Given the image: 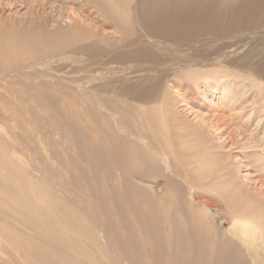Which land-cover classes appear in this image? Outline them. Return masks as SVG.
I'll list each match as a JSON object with an SVG mask.
<instances>
[{"label":"rangeland","instance_id":"obj_1","mask_svg":"<svg viewBox=\"0 0 264 264\" xmlns=\"http://www.w3.org/2000/svg\"><path fill=\"white\" fill-rule=\"evenodd\" d=\"M169 1L144 0L138 8L131 2V14H138V19L125 24L124 33H116L112 27L99 30L93 24L89 26L93 36L89 41L69 43L58 52L44 53L47 43L42 40L24 44L32 37L15 40V51L0 52V60L8 61L4 67L0 64L1 146L14 144L21 166L39 182L47 179L44 183L50 186L59 176L65 179L68 192L58 194L64 199L59 202L68 210L82 212L81 219L95 229L103 251V258L97 256L101 264H128L113 250L115 245L108 235L111 231L120 234V230L136 264L155 261L157 252L151 255V244H142L144 229L127 209L126 194L141 210L153 203L157 211L169 206L171 215L178 209L189 218L194 217L189 209H195V190L207 192L214 201L219 198L213 168L209 179L200 174L203 183L200 188L195 186L191 170L196 163L216 166L228 174L223 180L226 183L234 179L242 192L264 196L260 187L264 172L259 168L264 158L255 154L263 147L264 127L256 125L253 115L246 117L251 102L243 106L245 109L238 105L230 109L218 100L219 89L212 93L214 88L186 77L191 71L209 73L218 65L229 68L232 60L239 63L248 59L249 68L235 69L249 74L254 64H264V0ZM166 2L170 5L165 6ZM174 3H179V10ZM25 4L26 0H0L3 45H14L12 39L20 36L22 29L36 31L44 18L51 21L50 32L66 29V16L71 14L67 5L57 12V5L50 0L43 3L48 5L44 11L31 10ZM187 5L194 8L188 12ZM33 52L44 53V58L22 61V56ZM149 88L150 100L145 96ZM152 112L161 123L164 117L163 124L173 135L167 127L149 122ZM114 141L136 153L131 168L135 167L123 176L116 166L115 175L110 167L109 172L97 169V146L108 150ZM199 150L207 152L200 154ZM209 152L212 160L207 157ZM115 203L121 207L120 215ZM207 213L222 225L215 208L210 207ZM164 233L167 236L168 229ZM154 243L158 245L154 251L159 252V244ZM76 256L82 264L90 262ZM188 256L183 263L173 264H188Z\"/></svg>","mask_w":264,"mask_h":264},{"label":"bare ground","instance_id":"obj_2","mask_svg":"<svg viewBox=\"0 0 264 264\" xmlns=\"http://www.w3.org/2000/svg\"><path fill=\"white\" fill-rule=\"evenodd\" d=\"M46 1L48 0H26L27 4L25 5L31 10L38 8L39 11H44L43 8L48 6L43 4ZM50 1L57 5V7H54L58 9L57 12L66 9L63 8V5L68 6L67 11L71 12V14L69 13L66 16V19L69 21L65 27L66 29L59 28L57 30V28H53L50 32L48 28L51 25V21L48 18H44L41 21V25L36 28V31L31 28L22 29L23 33L12 39L14 45L10 46L11 49L7 43L3 45L0 41V52H4V49H9L7 52L15 51V40L22 42L28 37H32V39L24 42V44L33 45L42 40L47 43L44 53L54 52L53 50L58 52L69 43L89 41L93 37L89 33V26L93 24L95 26L98 25L99 30H105V28L107 30V27H112L114 32L124 33L125 24L131 22V20L137 23L136 18L138 14H131V8L133 7H130L132 5L130 3L135 2V6L138 4V8L140 6L139 3L144 0ZM171 1H169L170 4L172 3ZM179 1L184 3L183 0ZM5 2L9 3V0H5ZM167 3H165V6ZM160 4L164 5V2ZM178 4H175L176 8H178L175 10H179ZM191 4L192 6H196L193 2ZM198 6L200 5L198 4ZM184 7L182 10H184ZM190 7L186 8L188 12L191 9ZM48 8L50 10L51 6L49 5ZM94 15L96 16L92 17ZM44 53L33 52L30 55L22 56V61L32 60L33 62H38L41 58H44ZM7 62L0 60V64L3 67ZM10 62L12 64L13 60ZM228 63L231 66L229 68L218 65L214 67L215 70L209 73L205 71H191L186 77H189L194 83L201 80L204 82L206 88H214L212 93L219 89L220 95L218 100L225 101V105L230 109H233L235 105H238L241 109H245L246 106H243L250 101L251 105L246 117L253 115V121L258 120L256 125L264 127V106L262 105L264 103V64H254L249 74L235 69L249 68L250 61L248 59L244 62L238 63L236 60H232ZM232 80L236 81L233 82ZM245 81L248 83L246 84ZM151 91V88L145 89V96L149 100L152 97ZM229 117L232 120V117ZM148 118L151 124L159 125L158 128L167 127L168 132L173 135L168 126L166 125L165 127L163 124L164 117V120L161 118L163 123H161L155 112H152ZM186 134L193 135L190 132H186ZM99 141L98 143H100ZM106 148L103 150L99 145L95 152L97 156V169L99 171L106 170L109 172L110 167L113 173L119 169V171H122V175L128 174L135 167L131 168L132 164L136 161V153H134L133 149L123 146L118 141L112 142L111 146H108V150ZM17 151L18 149L16 150L14 144L6 148L4 145L1 146L0 143V264H82L76 254L90 259V262L85 264H101L97 262V256L103 258V251L100 245L98 247V235L95 229L81 219L82 212L78 213L75 210H68V208L61 204L64 199L58 197V194L68 192L64 183L66 182L64 181L65 179L59 176L55 182H50V186L44 183L47 179L39 182V178L34 179L25 172L21 166L22 161L16 155ZM198 152L205 154L207 150H199ZM255 154H259L264 158V142L263 147ZM207 157L211 159V152L207 154ZM111 165L113 167L116 166L118 169L116 167L113 169ZM195 165V168L191 172L197 188H200L203 183L199 175H206L209 179L211 169L213 168L214 177L218 180L215 192L219 198L214 201L207 192L203 194L195 190L192 197L195 209H192V211L189 209L190 212L188 211L194 217L189 218V214L184 215L183 212H178V209L176 210V214L171 215L169 206L168 208H162V210L158 208L161 211L159 212L157 209L155 210V204L153 203L152 205L148 204L147 207L149 208L144 211L138 207L129 194L125 195L127 209L130 210V213L132 210L137 225L139 224L144 229L143 233H145L144 235L142 233V236L145 237L143 238L145 240L142 244L144 242V246L147 243L151 244H149L151 255L157 252V255L153 256L155 260H152L153 264L182 262L183 259H186L188 253L190 257L193 255L192 259H189L188 256L186 260L188 264H264V202L262 200L264 198H260L263 195L258 192L257 194H251L252 192L250 191L242 192V189L234 184V179L226 183L223 180L228 174L219 171L216 166L204 167L203 164L199 163ZM204 168L205 172H203ZM259 168L264 172V162L260 164ZM133 171H136V169ZM112 172L110 171V173ZM105 176L107 177L108 175ZM261 182L260 187L262 188L263 186L264 188V181ZM210 207L215 208L218 212L216 216L218 217V221L222 222V225H217V221L212 220L209 216L207 209ZM120 209V205L116 204L117 215H120ZM169 215L171 216L169 217ZM214 227H216V230ZM166 229H168L167 236L165 233L163 234ZM106 230L103 229V234L107 235ZM110 233L108 235L112 238L115 245L113 250L117 251L119 256L121 254L123 260L127 261L128 264H136L129 252L130 249L128 250L129 247L127 248L124 244L125 234H122L121 230L120 234L116 231H111ZM36 236L42 238L48 237L49 240L40 241L36 239ZM153 240L159 244V252L158 250L154 251L158 248V245L156 247V243L152 242ZM153 243L154 245H152ZM86 247L91 252L85 249ZM165 249L170 250L172 253L167 254L166 251L162 252ZM105 264H107L106 261ZM115 264L118 263L115 262Z\"/></svg>","mask_w":264,"mask_h":264}]
</instances>
